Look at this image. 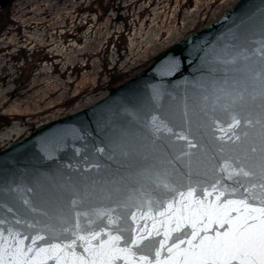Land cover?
I'll list each match as a JSON object with an SVG mask.
<instances>
[{
	"label": "water",
	"instance_id": "water-1",
	"mask_svg": "<svg viewBox=\"0 0 264 264\" xmlns=\"http://www.w3.org/2000/svg\"><path fill=\"white\" fill-rule=\"evenodd\" d=\"M262 155L264 0H240L99 102L0 150V247L13 264H76L119 237L129 252L115 264H173L228 231L225 213L243 218Z\"/></svg>",
	"mask_w": 264,
	"mask_h": 264
},
{
	"label": "rangeland",
	"instance_id": "rangeland-1",
	"mask_svg": "<svg viewBox=\"0 0 264 264\" xmlns=\"http://www.w3.org/2000/svg\"><path fill=\"white\" fill-rule=\"evenodd\" d=\"M239 1L12 0L0 9V135L15 133L0 150L91 107Z\"/></svg>",
	"mask_w": 264,
	"mask_h": 264
},
{
	"label": "snow or ice",
	"instance_id": "snow-or-ice-1",
	"mask_svg": "<svg viewBox=\"0 0 264 264\" xmlns=\"http://www.w3.org/2000/svg\"><path fill=\"white\" fill-rule=\"evenodd\" d=\"M238 123V121L236 122ZM159 131V129H157ZM255 151V149H253ZM261 183L258 185L260 192H248L245 200L238 203L243 205L248 211L243 218H237L238 222H233L231 217L225 213L220 222L229 223L231 227L223 234L218 233L215 237H204L199 244L192 245L184 250H177L171 256L173 264H264V155L259 162ZM244 176L254 175L253 172H244ZM248 201L257 202L259 207H250ZM233 203V202H229ZM2 239V237H0ZM81 240L84 237H80ZM119 237H111L101 244L98 249L85 248L89 253V259L76 257L73 259L76 264H115L121 256L127 258L129 250L120 248L115 241ZM136 243V241H133ZM71 248V245H65ZM59 246L53 245L50 249H40L37 257L45 254L44 259L51 258L59 252ZM31 251V249H29ZM171 253L172 250L169 249ZM19 253V250H18ZM6 255H12L3 247H0V264H13L16 257L12 255L11 260H5ZM159 256V252L156 253ZM56 259L60 257L57 255ZM42 264V261H41Z\"/></svg>",
	"mask_w": 264,
	"mask_h": 264
},
{
	"label": "bare ground",
	"instance_id": "bare-ground-1",
	"mask_svg": "<svg viewBox=\"0 0 264 264\" xmlns=\"http://www.w3.org/2000/svg\"><path fill=\"white\" fill-rule=\"evenodd\" d=\"M55 91H56V89H54V88L51 89L50 90V94L54 95ZM44 104H45V102H44ZM49 105H50V103H47V104H45V107L49 106ZM8 120H12V118H9ZM14 133H15V127H11L10 130L8 131V133L0 135V139L6 138V137H8V136H10V135H12Z\"/></svg>",
	"mask_w": 264,
	"mask_h": 264
}]
</instances>
